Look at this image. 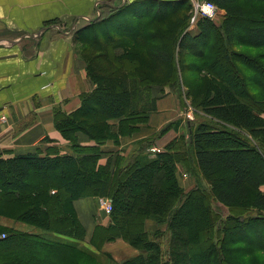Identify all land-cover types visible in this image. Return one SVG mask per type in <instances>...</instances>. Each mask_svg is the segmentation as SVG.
Returning a JSON list of instances; mask_svg holds the SVG:
<instances>
[{
  "label": "trees",
  "instance_id": "1",
  "mask_svg": "<svg viewBox=\"0 0 264 264\" xmlns=\"http://www.w3.org/2000/svg\"><path fill=\"white\" fill-rule=\"evenodd\" d=\"M207 1L225 17L218 22L198 18L194 32L188 31L190 0H150L141 10L130 5L108 8L109 15L98 25L77 31L81 42L105 48L130 74L107 81L88 70L94 89L82 94L81 106L69 114L54 109L55 127L71 153L0 155L2 201L27 208L19 214L21 220L86 241L75 202L103 197L113 211L106 225L95 226L89 244L130 241L141 254L122 264H242L239 256L264 253V103L258 101L256 88H247L241 71L246 66L264 86V64L235 52L244 44L264 49V17L247 16L240 0ZM130 45L148 49L152 76L145 79L132 71L138 59ZM178 49L201 60L190 70L207 75L193 97L203 120L188 121V130L154 156L148 149L179 123L138 141L127 157L122 150L105 151L110 141L118 145L144 128L157 111L155 92L171 88L185 107L183 97L189 92L177 75ZM159 68L167 70L164 83L153 75ZM80 135L91 144L82 145ZM110 153L107 163L100 164ZM180 169L198 178L190 190L180 185ZM216 204L228 214L216 210ZM148 217L165 230L148 232ZM5 234L0 264H86L88 259L77 244L15 231Z\"/></svg>",
  "mask_w": 264,
  "mask_h": 264
},
{
  "label": "crops",
  "instance_id": "2",
  "mask_svg": "<svg viewBox=\"0 0 264 264\" xmlns=\"http://www.w3.org/2000/svg\"><path fill=\"white\" fill-rule=\"evenodd\" d=\"M146 1L150 0H127L125 6L130 5L131 10H141ZM123 2L0 0V155L3 158L38 151L42 156L52 152L61 155L71 153L69 142L55 128L54 109L60 108L68 114L76 111L81 106V95L92 87L86 70L70 63L77 61L70 50V40L74 41L73 33L81 26H88L89 20L101 17L103 9H117L115 7ZM59 20L61 25L51 24L47 27H52L51 30L43 26V23ZM68 23L69 31H66ZM22 32L23 35H16ZM10 33L16 36L9 37ZM180 105L175 97L166 94L158 98L156 112H166L170 119L180 112L181 117L183 112ZM2 117L6 118L5 122H2ZM177 122L180 120L169 122L166 126ZM146 129L135 135L134 143L160 131L155 126ZM80 140L82 145L91 144L84 135H80ZM132 148L126 149L123 144L115 146L113 143L103 147L107 152L122 150V155L126 157L133 151ZM111 155L104 156L100 164L105 165ZM178 178L184 188L185 180L180 175ZM100 205L98 198H83L75 202V209L88 236L92 235L99 221L104 225L109 221V217H103ZM145 228L148 232L165 230V226L160 227L154 222L146 223Z\"/></svg>",
  "mask_w": 264,
  "mask_h": 264
},
{
  "label": "rangeland",
  "instance_id": "3",
  "mask_svg": "<svg viewBox=\"0 0 264 264\" xmlns=\"http://www.w3.org/2000/svg\"><path fill=\"white\" fill-rule=\"evenodd\" d=\"M196 2L199 1V3L205 1V0H195ZM239 3L245 8V14L250 17H257V18H263L264 17V2H259L256 0H240ZM198 4V2H197ZM137 9V8H136ZM221 15L220 19L222 17H225V12L218 7ZM131 11H126L125 14H129ZM109 15L107 9H103V14L99 18H93L94 21L88 22L90 24H95L98 25L99 21L104 17H107ZM191 17L190 23L191 27H189L188 31L194 32L195 31V26L196 23L198 22V8L192 6V11L188 14ZM184 16V15H182ZM83 21V20H82ZM97 21V23H96ZM220 20H217L215 22H218ZM51 24L54 25H61V21H53V22H47L43 23V26L47 28ZM88 24V25H90ZM68 26L65 27L66 31H69V26L70 23L67 24ZM94 25V26H95ZM64 28V25H62ZM84 26H81L79 29H77L72 36H74V41L70 40V50L73 52V55L75 56L76 60L78 61H71L70 63L74 65L77 68H84L87 73V78L89 83L91 84V91L94 89V85L92 81L90 80L88 76V70L91 72H96L98 76H101L104 80L111 81V80H117L119 78H125L124 76H128L130 74V69L126 68L125 65L116 63L114 60H112L109 57V54L107 53V50L105 48H100L98 46H92V45H87L83 42H81L78 38L77 31L84 29ZM163 30L166 29L165 27H162ZM57 30L56 28H53ZM51 30V29H50ZM194 30V31H193ZM24 33H18L16 35L20 36L23 35ZM13 33H10L8 36H16ZM13 39V38H12ZM10 40V39H9ZM13 41V40H11ZM156 45H159L157 42H155ZM7 47V46H6ZM5 47V48H6ZM128 50H131L134 54H136V58L138 59L133 63V66H131L132 71L137 72L138 77H147L152 76L149 75L151 74V65H150V58H149V52L146 47H135V46H127ZM239 56H248L260 64H264V49H254L250 47L248 44H244L238 48L235 49ZM184 61V63L182 62ZM201 60L195 56L190 55L189 53L184 52V54H180V50L178 49L177 54H176V67H177V75L180 78V81L182 83L184 92H189V96H186L184 94L183 101L185 107H182V112L183 116L180 117V112L172 115V119L168 117L166 112H155L152 114L151 118L149 119V122L147 124H144V128L146 129H151V126H155L157 128H160V131L166 128V124L169 122H177L179 125L173 126L171 130L166 133L165 135L159 137L155 145L152 146L161 149L163 151V144H166L170 142L171 140L175 139L176 137H180L188 128L186 129V121H192V122H198L203 120L202 116L204 117V112L197 108L193 104V97L197 93V91L201 88L203 84V80L207 75L204 72H199L196 70H190L188 66L195 64V63H200ZM184 64V65H183ZM241 71L243 72L244 78H245V84L248 89H255L257 91V99L261 103H264V86H261L257 83V80L251 71L246 69V66H241ZM155 73L153 74L155 76V79L158 82L164 83L166 82L165 80V75H167V70L164 68H159L158 70L154 71ZM140 74V75H139ZM153 76V77H154ZM34 85H32L33 87ZM87 93V92H86ZM84 94V93H83ZM167 95H172L173 97L176 98V100L179 101V105L181 104L179 98L177 97V94L174 90H171V88H166L165 90H161L159 92H155L154 96L156 98H163L164 96ZM82 96V95H81ZM182 106V105H180ZM197 113V115H196ZM206 117V116H205ZM207 118V117H206ZM209 119V118H208ZM6 118L2 117V122H5ZM55 124V123H54ZM56 128V127H55ZM146 129V130H147ZM58 131V130H57ZM142 131V130H141ZM141 131L138 133L133 134L132 136H126L123 137L118 144L126 146V149L129 147H133L132 150L134 149L135 144L140 141H136L135 143L133 140H135V135L136 134H141ZM159 131V132H160ZM59 132V131H58ZM60 133V132H59ZM155 134V136H158ZM62 135V134H61ZM137 136V135H136ZM248 138H252L249 134H246ZM153 137V136H151ZM64 138V137H63ZM149 138V137H148ZM146 139V138H145ZM143 140V139H141ZM133 142V143H132ZM159 142H161L159 144ZM110 143H113V140L110 141ZM115 145V146H118ZM150 149V148H149ZM148 149V150H149ZM149 152V151H148ZM179 175L181 176V179L185 180L184 181V188L186 190L191 189L197 184V177L195 175H191L186 173L183 169H180ZM183 174L185 175L183 177ZM186 177V178H185ZM206 183V182H205ZM264 191V189H263ZM53 192V191H52ZM55 193V192H53ZM2 196L3 194L0 193V233H2L1 236H6L5 233L15 231V232H22V233H28L36 236H40L42 239L44 238L46 241L50 242H63V243H70V244H80L78 248V252L82 253L84 255H87L88 259L85 261L86 264H122L126 261L132 260L136 257H138L141 254V251L137 249L135 246L131 244L130 241L124 240V239H118L115 241H107L103 243L100 246H93L89 244V239L90 236H87L86 241H79L73 238H70L68 236H63L57 233H53L51 231H47L42 227L36 226L34 224H30L24 220H21L19 218V214H23L27 208L22 207L20 204L17 205H12L9 204L7 201H2ZM89 198H98L100 203H101V212L104 216H109L110 214H107V206H106V201L111 202L107 198L103 197H89ZM104 203V208L102 207V204ZM113 208V206H112ZM216 210L221 211L223 215L228 214V210L224 208L221 205L216 204L215 205ZM55 209V208H54ZM113 211V210H112ZM58 213H63V210H58ZM112 213V212H111ZM99 221V218L98 220ZM100 222V221H99ZM154 222L151 217H148L146 219V223ZM156 223V222H154ZM88 235V233H87ZM243 258L244 263L242 264H264V253L255 251L251 252L245 255L239 256V259ZM4 261H0V263H3Z\"/></svg>",
  "mask_w": 264,
  "mask_h": 264
},
{
  "label": "built area",
  "instance_id": "4",
  "mask_svg": "<svg viewBox=\"0 0 264 264\" xmlns=\"http://www.w3.org/2000/svg\"><path fill=\"white\" fill-rule=\"evenodd\" d=\"M190 1L192 3V6L198 8V15H197L198 18H205V19H208V20H211V21H217V20L220 19L221 13H220V11L218 9V6L216 4H214L213 2L205 0V1L201 2V3H199V1H197L198 2V4H197V2L195 0H190ZM205 3L213 5V11H212L211 15H209V14H207V13H205L203 11V7L202 6ZM148 151H149L148 153H149L150 156H154V155L160 153L161 149L153 147V148H150ZM105 203H106V206H107V211H106L107 214H111V212L113 210L112 203L108 202V201H106ZM103 205H104V203L102 204V207H103V209H105ZM0 238L4 239V238H6V236L3 235Z\"/></svg>",
  "mask_w": 264,
  "mask_h": 264
},
{
  "label": "clouds",
  "instance_id": "5",
  "mask_svg": "<svg viewBox=\"0 0 264 264\" xmlns=\"http://www.w3.org/2000/svg\"><path fill=\"white\" fill-rule=\"evenodd\" d=\"M203 11L209 15L212 14V11H213V5L211 4H208V3H205L203 6Z\"/></svg>",
  "mask_w": 264,
  "mask_h": 264
},
{
  "label": "water",
  "instance_id": "6",
  "mask_svg": "<svg viewBox=\"0 0 264 264\" xmlns=\"http://www.w3.org/2000/svg\"><path fill=\"white\" fill-rule=\"evenodd\" d=\"M127 0H124L123 4L121 6L115 7L117 9H121L122 7H124L126 5ZM90 22H92L93 20H89ZM56 27V26H55ZM52 27L49 28H45V29H51ZM30 37H33V35H31ZM21 39H24V37H22Z\"/></svg>",
  "mask_w": 264,
  "mask_h": 264
}]
</instances>
